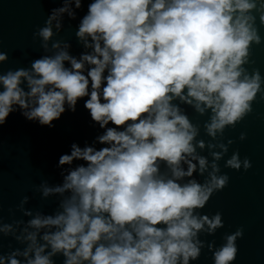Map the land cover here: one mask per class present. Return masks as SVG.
Returning <instances> with one entry per match:
<instances>
[{"label":"clouds","instance_id":"9594fccd","mask_svg":"<svg viewBox=\"0 0 264 264\" xmlns=\"http://www.w3.org/2000/svg\"><path fill=\"white\" fill-rule=\"evenodd\" d=\"M47 2L61 6L33 33L42 54L4 72L0 50V130L17 112L54 128L83 101L99 132L59 156V183L36 187L53 211L25 207V195L8 211L28 219L5 223L0 199V264H195L205 248L213 264H233L243 227L217 246L201 236L224 228L223 214L202 210L229 186L220 161L252 168L239 150L228 156L225 132L264 100V75L246 67L264 44V0ZM66 17L78 20L77 55L58 38ZM188 108L207 119L193 123Z\"/></svg>","mask_w":264,"mask_h":264},{"label":"water","instance_id":"95a60500","mask_svg":"<svg viewBox=\"0 0 264 264\" xmlns=\"http://www.w3.org/2000/svg\"><path fill=\"white\" fill-rule=\"evenodd\" d=\"M59 3L47 0H0V50L8 53L9 60L2 66V71L20 67H28L30 62L42 54L39 40L33 41V33L37 27L44 24L47 15ZM87 3L84 4L78 16L84 15ZM77 21L65 18V28L60 37L72 43V53L79 54L82 50L75 38ZM71 24V27H69ZM259 26V20H257ZM260 27V34L264 37V26ZM256 63L246 66L249 71L259 68L264 75V44L253 47V57ZM253 113L236 126L227 129V139L235 141L229 148L228 156L239 150L241 159L250 158L252 168L247 172H239L223 167L222 172L230 176L229 186L222 192L215 194L202 210V214L212 215L219 211L223 214L225 227L219 229L214 236H201V239L215 241L219 246L223 243V235L243 227L244 236L237 240L238 254L233 264H264V100L253 104ZM187 112L193 123H203L207 117H198L192 109ZM54 128L41 127L36 123L25 120L18 112L13 113L3 129L0 130V199L3 205L5 223L15 219H28L16 212L10 217L9 208L15 210L20 200L30 197L25 207L32 210L51 212L55 208V198L41 199L35 189L42 180L50 183L60 182L57 168L59 156L69 152L70 145L75 142L81 146L85 141L91 142L98 134V127L91 126V119L83 107V101L77 105L75 113L66 112L58 121H54ZM241 132L247 134V139H238ZM201 138L208 140L201 128ZM207 155V152L203 153ZM228 157H225L227 159ZM202 179V178H201ZM9 239L4 241V251L7 252ZM13 248L19 247L11 241ZM211 253L207 248L195 264H213ZM57 264H62V257H58Z\"/></svg>","mask_w":264,"mask_h":264}]
</instances>
